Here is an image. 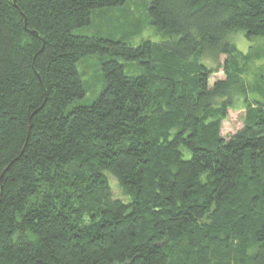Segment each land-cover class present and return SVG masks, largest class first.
<instances>
[{
    "label": "trees",
    "instance_id": "trees-1",
    "mask_svg": "<svg viewBox=\"0 0 264 264\" xmlns=\"http://www.w3.org/2000/svg\"><path fill=\"white\" fill-rule=\"evenodd\" d=\"M134 1L0 0V264H264V88L234 43L264 0H148L139 46L74 33ZM91 55L105 89L66 112Z\"/></svg>",
    "mask_w": 264,
    "mask_h": 264
},
{
    "label": "rangeland",
    "instance_id": "rangeland-1",
    "mask_svg": "<svg viewBox=\"0 0 264 264\" xmlns=\"http://www.w3.org/2000/svg\"><path fill=\"white\" fill-rule=\"evenodd\" d=\"M148 0H135L137 6L133 7L132 12H122L123 22L116 21L114 15H119L120 12H113L112 15L108 14L106 17H97L95 14L92 16L91 25L82 29L75 30L76 35L83 36H97L101 38H108L112 40H122L130 43L133 46H139L144 40H151L153 42H160L161 36L157 34L152 26L149 25L148 20ZM137 7V10H135ZM237 48L244 52H256L257 56H253L254 60L248 66L247 71L244 73L243 78L248 85H253L254 88H264V37H253L248 39L244 33L239 32L234 36ZM236 38H238L236 40ZM245 54V53H244ZM107 58V59H106ZM99 55L86 56L78 63V70L81 75L84 89L86 91L83 99L73 102L66 112L71 111L77 106H90L105 89V80L102 73L101 65L108 60V57ZM227 57L222 56L220 62L223 65ZM120 62L125 65L127 76L139 75V67L136 63H130L124 60ZM212 64V63H211ZM242 79V77H241ZM227 80V75L224 69L212 77V83ZM245 110L228 112L227 118L222 123L221 134L225 139L232 137L238 130L244 126Z\"/></svg>",
    "mask_w": 264,
    "mask_h": 264
}]
</instances>
